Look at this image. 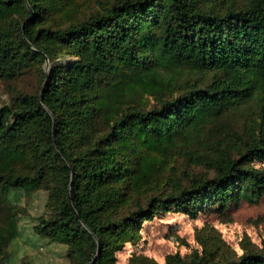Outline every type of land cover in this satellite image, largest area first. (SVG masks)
<instances>
[{
	"label": "trees",
	"instance_id": "trees-1",
	"mask_svg": "<svg viewBox=\"0 0 264 264\" xmlns=\"http://www.w3.org/2000/svg\"><path fill=\"white\" fill-rule=\"evenodd\" d=\"M25 73L35 91L0 106V201L45 191L33 230L68 264H116L161 211L264 196V0H0V81ZM164 264H264V242Z\"/></svg>",
	"mask_w": 264,
	"mask_h": 264
},
{
	"label": "rangeland",
	"instance_id": "rangeland-1",
	"mask_svg": "<svg viewBox=\"0 0 264 264\" xmlns=\"http://www.w3.org/2000/svg\"><path fill=\"white\" fill-rule=\"evenodd\" d=\"M36 78L25 73L13 81H0V106L20 92H34ZM244 118L256 119L254 109L229 115L225 120L241 131ZM261 169L264 163L254 161ZM47 194L43 190H15L0 201V235L8 236L10 226L15 237L8 242L2 264H68L66 248L35 234L36 218L46 213ZM14 233V232H13ZM264 242V196L255 203H230L198 209L195 216L161 211L152 221L144 222L140 238L116 253V264L155 262L164 264L169 255L186 258L193 253L213 250L228 258L240 256L245 249L261 247Z\"/></svg>",
	"mask_w": 264,
	"mask_h": 264
},
{
	"label": "water",
	"instance_id": "water-1",
	"mask_svg": "<svg viewBox=\"0 0 264 264\" xmlns=\"http://www.w3.org/2000/svg\"><path fill=\"white\" fill-rule=\"evenodd\" d=\"M47 83V81L45 82V84Z\"/></svg>",
	"mask_w": 264,
	"mask_h": 264
}]
</instances>
